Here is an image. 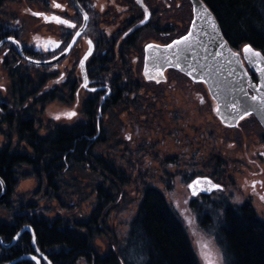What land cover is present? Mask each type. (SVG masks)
Instances as JSON below:
<instances>
[{
	"label": "trees",
	"instance_id": "1",
	"mask_svg": "<svg viewBox=\"0 0 264 264\" xmlns=\"http://www.w3.org/2000/svg\"><path fill=\"white\" fill-rule=\"evenodd\" d=\"M5 1L0 0V39L13 34L10 28L17 18L5 9ZM202 1L233 48L248 43L264 55V0ZM5 22L10 28H4ZM13 52L10 45L9 72L0 64L10 81V96L5 99H12L11 107L0 106V178L6 186L0 202V237L9 241L17 230L30 225L36 246L49 249L52 264H199L187 229L166 197L146 183V177L130 172L141 166L140 158L130 154V139L144 145L155 128L165 132L170 125L167 120L173 118L156 106L169 100L155 89L160 83L135 74L139 62L107 61L103 77L111 93L105 101L97 92L88 94L80 100L76 121L42 124L38 115L51 97L40 91L38 70L18 63ZM97 107H101V118L96 122ZM143 127L148 136L141 137L139 131L141 142L133 139L134 129ZM43 128L46 131L41 133ZM136 152L141 155L140 150ZM28 178L37 182L31 194L35 201L22 202L16 189ZM134 188L131 197L129 189ZM227 202L217 204L223 209L220 220L214 217L217 214L203 216L211 223L216 219L214 233L225 264H264V219L250 202ZM118 212L131 215L123 233L115 217ZM18 237L14 249L0 248V263L30 252L29 231Z\"/></svg>",
	"mask_w": 264,
	"mask_h": 264
},
{
	"label": "flooded vegetation",
	"instance_id": "2",
	"mask_svg": "<svg viewBox=\"0 0 264 264\" xmlns=\"http://www.w3.org/2000/svg\"><path fill=\"white\" fill-rule=\"evenodd\" d=\"M5 2L7 4L5 9L12 5L14 11L19 10L24 17L29 15L36 23L35 29L31 30L29 28L25 32L26 38L23 39L24 25L22 22L16 23L19 21L18 17L11 28L5 22L4 28L9 26L13 31V34L5 36H12L18 40L23 54L28 58L43 61H50L65 50L74 32L82 25L83 12L86 13L87 24L69 52L51 64L34 66L29 63L40 72V91L47 93L48 98L51 97V101L56 100L59 102L64 100L75 101V99L80 101L82 98L85 99L86 95H94L96 92V96H99L101 101H105L104 99L111 93L109 81L107 82L103 77L104 73L107 74L106 71L109 68V64H106L107 61L123 58L127 60L128 64L129 62H139V73L135 74L142 76L145 46L150 43L167 44L172 42L173 39L183 36L188 31L192 20V7L189 0H7ZM57 4L60 7H56ZM3 9L4 7L1 10ZM36 13L40 15H36ZM53 16L59 17L61 21H67V23H57L45 19V17ZM28 32L32 33L28 36ZM5 36L2 38H5ZM89 44L92 45V50L84 61L83 67L87 78L84 85L79 63L84 52L89 48ZM10 45L15 48V53H13L18 63L22 61L28 64L19 56L17 48L11 41H7L0 46V64L11 69V61L7 58ZM8 68L6 71L9 72ZM133 70L130 67L131 73ZM164 75L165 79L162 82L147 81L142 76L147 82L160 83L155 89L164 92L169 100L157 103L156 106L164 109L163 113L165 112L166 115L173 116V118L167 120L170 125L165 129V132L155 128L154 135L146 139V143L142 145L145 149L143 158L156 146L161 148L162 152L155 150L152 155V158L158 159L154 160V162L157 161L158 167L151 172L153 168H146L143 164V170L133 168L131 173L135 172L136 175L146 177L145 182L158 188L165 197L160 185L165 186L168 190L172 186L170 185L172 180L179 176L178 171L183 170V172H180L179 178L182 185L188 189L187 210L193 213L192 215L195 217L202 214L204 217L205 215L211 217L218 215L222 213L223 209L217 208L216 194L223 193L227 184L226 181H231L233 178L229 171H225L227 165L237 164L241 168L240 171L245 168L246 163L249 161L255 162L251 157L255 156L256 150L253 151L251 146L255 144L258 138L260 140L256 145L262 148L258 153L259 158L264 161V130L255 115L252 114L242 118L237 125L232 127L225 126L221 122L217 124L216 118L212 117L209 103L207 101L205 103L203 97L195 95L199 92L204 95L203 90H199L202 82L195 83L186 74H182L174 68L166 69ZM173 76L174 78H172ZM252 76V79L255 80L253 74ZM196 89L198 91H194ZM0 90H3L1 84ZM141 91L143 92L144 89H141ZM176 94H180L186 99L178 100ZM5 96L4 92H0V106L11 107L12 99L7 100ZM8 96L10 95L8 94ZM188 96L190 98H187ZM193 96L196 98H191ZM96 114L97 122L101 118V107H97ZM215 123L217 125L212 128L210 124L214 126ZM243 123L247 124L248 128L241 130L240 126ZM250 123L255 124L258 128L254 126V130L249 129L251 127ZM96 128L98 133L99 122L96 124ZM146 130V127H143L137 131L138 134L140 131V134H142L140 136L143 137L148 136V134H145ZM244 134L247 140L242 138ZM135 137L137 138L136 131L133 133V139ZM130 142L132 146V139H130ZM168 142L172 143V148H170L172 151L164 149V144ZM133 148L130 147L131 150ZM164 150H168V152L165 153ZM244 152L248 153L243 156ZM145 163L150 165L151 162L147 160ZM170 167L173 168L172 171ZM258 169V173L264 171ZM254 174L252 173V175ZM147 175L157 176L156 181L147 179ZM198 177L209 178L217 183L219 187L209 193L203 191L192 193L189 190V183ZM256 185H258L257 189ZM263 185L264 182L260 179L251 180L248 183L249 190L246 198L241 202H232L231 204L250 202L255 207L254 198L264 202V199H262L264 197ZM259 187L260 191H258ZM203 204L206 206L205 209L202 208ZM16 243L17 239L12 246L1 249L10 251L14 249ZM36 247L47 260L38 255L33 247L30 252L26 251V253L40 258V264H52L50 257H47L49 249L42 250L39 246ZM26 253H18L9 259L4 258V261L0 264ZM25 262L37 264L31 258H26L16 264H24Z\"/></svg>",
	"mask_w": 264,
	"mask_h": 264
},
{
	"label": "water",
	"instance_id": "3",
	"mask_svg": "<svg viewBox=\"0 0 264 264\" xmlns=\"http://www.w3.org/2000/svg\"><path fill=\"white\" fill-rule=\"evenodd\" d=\"M189 1L192 7V20L188 31L183 36L173 39L170 43L161 45L150 43L145 46L142 76L147 81L162 82L165 79L164 71L174 68L182 74L190 76L194 82L200 81L205 84L207 93L216 106L214 113L225 126H235L242 118L252 114L255 115L264 130V55L259 49L248 43L241 44L239 46L240 51L233 48L224 38L217 18L214 17L205 2L202 0ZM140 3L142 4L141 1ZM205 9L207 14L204 11ZM86 19L87 15L83 12L82 25L74 32L65 50L50 61L28 58L23 54L19 41L12 36H5V38L0 39V46L7 41H11L17 48L19 56L28 64L34 66L51 64L72 49L74 42L87 24ZM190 33L191 35H189ZM184 37H188V40L184 41ZM175 41L182 42L175 44ZM169 45H172V47H168ZM246 46L250 47L254 53H260V56L246 53L244 51ZM91 50L92 45L89 44V48L84 52L79 63L84 85L87 78L83 66ZM252 74L255 80L252 79ZM195 181H201V183L195 187V190L189 187L192 193L200 191L209 193L219 187L217 183L206 177L193 179L190 181L189 186L193 185ZM212 185L218 187H212ZM0 187V202H2L6 196V186L2 178H0ZM25 230L30 233L31 247L38 255L45 258L36 247L32 227L27 224L17 230L9 241H5L0 237V248L4 249L12 246L18 236ZM26 258L34 259L37 264H40V258L30 253L16 256L13 260L4 264H16ZM45 259L47 260V258Z\"/></svg>",
	"mask_w": 264,
	"mask_h": 264
},
{
	"label": "rangeland",
	"instance_id": "4",
	"mask_svg": "<svg viewBox=\"0 0 264 264\" xmlns=\"http://www.w3.org/2000/svg\"><path fill=\"white\" fill-rule=\"evenodd\" d=\"M8 1H10V0H8ZM9 10L12 11V13L15 16L18 17L19 21L16 22L17 24L19 22L23 23L24 32H23L22 36H23V39H25L26 38L25 32L27 30H29V28L31 30L35 29L36 23H35L34 19H31L29 15L24 17V15H22L19 10L14 11V9L12 8V5L9 6ZM30 33H32V32H28V36ZM238 51H240L239 48H238ZM39 74H40V72H39ZM0 84L2 85V88H3V90H0V92H4L6 97H8V94L10 95V93H8L9 88H10V81L8 79V73L1 69V65H0ZM200 84H201V88H199V90H203L204 95H202V93H200V92L198 94L195 93V95H197L199 97H203L205 99V103H206V101L209 103V106H210L211 112H212L211 113L212 117H215L217 120V124H219L221 121L216 117V115L214 113V110L216 107L214 105V101L211 98V96L207 93V89H206L205 84H203V83H200ZM194 91H198V90L196 89ZM175 96H176V99H178V100L186 99V98H183V96H181L180 94H176ZM187 98H190V96H188ZM194 98H196V97H194ZM79 108H80V101H77L76 99H75V101L64 100V101H60V102L53 100L44 106L43 110L38 115V117L41 119L42 124H45L49 120H51L52 123H54V122H60V123H64V124L65 123H72V122L76 121V119H78V117H79L78 116V114H79L78 109ZM69 113H75V115H68ZM125 117H126V115L124 116V118ZM218 120H219V122H218ZM212 124H210V126L212 128H215V126L217 125L216 123L214 124V126ZM250 126L251 127H249V129L254 130V126H256V125L255 124L253 125L252 123H250ZM246 128H248V126L245 123H243L240 126L241 130L246 129ZM43 131H46V130L43 128L41 130V133H43ZM135 131H133V132L135 133ZM136 133L138 135V131H136ZM127 136H126V138L128 139L129 136L128 137ZM137 138L141 142L139 136ZM242 138L247 140V138L245 137V134L243 135ZM254 140H257V139H254ZM259 140L260 139L258 138V140L255 142V144H253L251 146L253 151L256 150L255 156L251 157V159L255 162H251L248 160L249 162L246 163L245 168H243L240 171H239V169H241V168L237 164L233 163L231 165H227L228 167H226L225 171H229L233 178L231 181H229V180L226 181L227 184L224 188L223 193L221 192V194H219V193L216 194L217 203H226L227 201L229 203L241 202L248 195V193H247V191L249 190L248 183H250L251 180L256 181V180L260 179L261 181L264 182V171L262 173H258L259 172L258 168L264 170V161L259 158V154H258L259 151L262 150V148L256 145V143L259 142ZM132 143L133 144L130 147H134V148H133V151L130 152V154L133 157V159L139 157L140 161H141V163H140L141 166L138 169L143 170V164H145L146 168H153L151 172H153V170H156V167H158V164H157V161L154 162V160L155 159L158 160V159L152 158V155H153V152H155V150H158V152H162L161 148L159 146H156L155 148H153L152 151H150L149 153L147 152L148 155L145 158H143V154H144L145 149L143 148L141 143L139 145L135 141H133ZM164 145H165L164 149H169V151H172V149H170V148H172L171 142H168ZM121 147H123V146H121ZM114 150H115V147H114ZM135 150L136 151L140 150L141 155L138 154ZM247 151H248V149H247ZM166 152H168V150H166L165 153ZM248 152H244L243 156L246 155V153H248ZM122 153H124V151L118 152L119 155H122ZM113 155H115V153ZM147 160L151 162L150 165L145 163ZM259 163H261V164H259ZM128 170H130V169H128ZM170 170L172 171L173 168L170 167ZM174 171L176 172L175 169H174ZM130 172H132V171L130 170ZM180 172H183V170L178 171L177 174H179V176L176 177L175 180H172V183L170 184L172 186H170V188H168V190L166 189L165 186H162V185H160V189L165 193V197H166L167 201H169L170 205L172 206V208L176 212L178 218L182 219V222L185 225V229H187L189 240H191L192 247H193L194 251L196 252L197 260H198L199 264H208V259L214 260L215 264H225L223 254L221 252L222 250H220V247L218 245V242H217V239L215 238V233H214V230H215L214 225L216 223V219L220 220L221 214L219 213L217 216H214V217H216V219L214 220V222L211 223V221H209L203 217V214L195 217L194 215H192L193 213H190L187 210L186 198L188 197L187 196L188 189H187V187L182 185L181 179L179 178ZM187 172H188V170H187ZM134 173H132V174H134ZM252 173H255V174L252 175ZM147 179H150L151 181H156L157 176L152 177L151 175H147ZM134 185H132V186H134ZM36 186H37V182L34 178L23 179V181L19 184V186L16 189V192L18 193V195H20L22 197V202L27 201V200H34L35 201L33 196H31V194H33V192L35 191ZM132 186H130V187H132ZM257 188H258V185H256V189ZM263 188H264V185H263ZM258 191H260V187H259ZM129 193H130L131 197L135 196L134 195L135 194V188L132 191L129 189ZM39 195L37 194L38 197H39ZM13 198H15V196H13ZM40 202L42 205L46 204V202L44 200H40ZM253 203L255 204L254 208H255L256 213L258 215H260L262 217V219H264V202H262V200H260L258 198H254ZM0 212H1V210H0ZM59 212H62V211H59ZM130 216L131 215L128 212H125L124 214L121 212L117 213V215L115 217H116V221L120 222V223H118L119 232L123 231L122 229L126 226L125 220H127ZM0 218H2L1 215H0ZM198 240H202V241L208 243V249H207V251L209 252L208 257H205V255L202 253L201 247L197 243Z\"/></svg>",
	"mask_w": 264,
	"mask_h": 264
},
{
	"label": "snow or ice",
	"instance_id": "5",
	"mask_svg": "<svg viewBox=\"0 0 264 264\" xmlns=\"http://www.w3.org/2000/svg\"><path fill=\"white\" fill-rule=\"evenodd\" d=\"M56 7H60V5L57 4ZM204 11L207 14V10L205 9ZM36 15H40V14L36 13ZM209 18L211 19L210 14H209ZM45 19L49 20V21H55L57 23H67V21H61L59 17H55V16H53V17H45ZM213 27H214V25H213ZM77 34L79 35V33H77ZM189 35H191V33ZM183 40L187 41L188 37H184ZM181 42L182 41H175L174 43L175 44H180ZM168 47H172V45H169ZM244 51L246 53H250L251 55H254V56H257V57L260 56V53H254L252 51V49L250 47H247V46L245 47ZM68 115H75V113H69ZM200 183H201V181H195L194 184L190 185L189 187H191V188H193L195 190V187L198 186ZM212 187H218V186L212 185ZM262 199H264V197H262ZM197 243L200 245L202 253L205 255V257H208L209 256V252L207 251L208 243L204 242L202 240H198ZM208 264H215V262L212 259H208Z\"/></svg>",
	"mask_w": 264,
	"mask_h": 264
},
{
	"label": "bare ground",
	"instance_id": "6",
	"mask_svg": "<svg viewBox=\"0 0 264 264\" xmlns=\"http://www.w3.org/2000/svg\"><path fill=\"white\" fill-rule=\"evenodd\" d=\"M81 75H82V74H81ZM187 76H188V75H187ZM188 77H190V76H188ZM196 82H198V81H196ZM196 82H195V83H196ZM183 225H184V223H183ZM184 226H185V225H184ZM220 250H221V249H220ZM221 252H222V251H221ZM222 254H223V253H222Z\"/></svg>",
	"mask_w": 264,
	"mask_h": 264
}]
</instances>
